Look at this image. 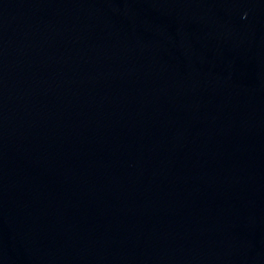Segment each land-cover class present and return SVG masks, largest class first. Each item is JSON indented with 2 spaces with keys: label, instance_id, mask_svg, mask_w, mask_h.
<instances>
[{
  "label": "water",
  "instance_id": "1",
  "mask_svg": "<svg viewBox=\"0 0 264 264\" xmlns=\"http://www.w3.org/2000/svg\"><path fill=\"white\" fill-rule=\"evenodd\" d=\"M0 264H264V0H0Z\"/></svg>",
  "mask_w": 264,
  "mask_h": 264
}]
</instances>
